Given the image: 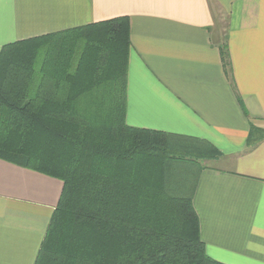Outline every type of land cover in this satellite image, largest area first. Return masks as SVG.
<instances>
[{
	"label": "trees",
	"instance_id": "obj_1",
	"mask_svg": "<svg viewBox=\"0 0 264 264\" xmlns=\"http://www.w3.org/2000/svg\"><path fill=\"white\" fill-rule=\"evenodd\" d=\"M130 50L129 16L1 49L0 158L64 184L35 264H225L194 206L203 162L221 152L128 125ZM219 50L231 77L227 38ZM262 140L251 124L248 146Z\"/></svg>",
	"mask_w": 264,
	"mask_h": 264
},
{
	"label": "crops",
	"instance_id": "obj_2",
	"mask_svg": "<svg viewBox=\"0 0 264 264\" xmlns=\"http://www.w3.org/2000/svg\"><path fill=\"white\" fill-rule=\"evenodd\" d=\"M118 16L131 24L128 125L221 152L203 162L194 195L207 254L264 264V140L247 143L251 124L264 127V0H0V52ZM63 186L0 158V264H35Z\"/></svg>",
	"mask_w": 264,
	"mask_h": 264
}]
</instances>
